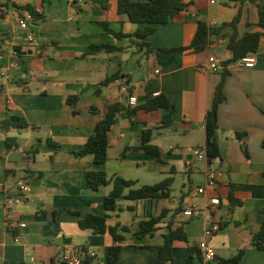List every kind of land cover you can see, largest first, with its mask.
Segmentation results:
<instances>
[{
  "label": "crops",
  "instance_id": "obj_1",
  "mask_svg": "<svg viewBox=\"0 0 264 264\" xmlns=\"http://www.w3.org/2000/svg\"><path fill=\"white\" fill-rule=\"evenodd\" d=\"M186 1V8L171 21L156 26L147 39L152 47L189 45L199 20L218 27L239 16L238 36L262 32L257 26L261 0ZM12 2L32 4L42 17L29 20L28 27L21 29L19 20L28 11L18 10ZM0 4V53L8 50L1 41L3 36L11 39L13 47H20L17 58L0 60V264H59L67 245L81 251L85 248L91 264H106L109 249L116 244L121 247L117 264H156L173 210L180 203L202 206L216 196L221 206L211 216L176 217L174 222L184 223L187 240L175 243V264H203L197 245L211 222H217L220 230L209 241L216 258L208 264H220L241 250L244 253L238 264H264V248L252 245L253 236L264 224V36L253 68L227 63L232 58L227 48L234 33L231 27L211 36L205 51L187 50L159 65L155 56L138 51L128 38L118 39L104 29L102 23L127 34L144 28L120 14L116 0H0ZM103 44L121 50L85 55L91 45ZM209 55L219 58L221 70H207ZM15 59L17 68L6 69ZM223 71L227 72V100L218 111L220 158L210 162L219 173L218 183L205 194H197L195 189L205 182L206 164L196 162L187 167V149L204 147L205 117ZM117 73L118 79L102 85ZM123 85L128 86L127 91ZM160 94L173 105L169 126L162 127L161 121L171 109H139L133 121L117 118L108 135L104 164H96L91 155H75L110 104L139 107ZM70 96H77L78 102L68 104ZM130 96L136 97L135 105L129 104ZM12 116L26 121L28 127L4 128L2 123ZM147 130L160 159L132 149L140 145ZM238 132L244 134L241 140L236 137ZM9 137L16 139V146L6 147ZM87 171L118 175L140 183L137 187L167 177L175 182L177 173H185L189 183L180 184L174 195L173 182L171 196L166 199L122 202L123 211L112 213L107 221L111 227L119 223L129 230L119 227L117 232L124 239L117 243L109 231L95 234L79 226L81 218L105 213L104 199L112 190L111 184L96 191L87 188ZM195 172L201 181L192 177ZM162 174L168 175L161 180ZM24 184L28 191L21 192ZM17 196L21 201L14 220L25 222L23 229L9 225L4 209L6 201ZM132 205L133 211L127 209ZM163 209L170 212L158 230L137 238L134 233L140 222L160 215Z\"/></svg>",
  "mask_w": 264,
  "mask_h": 264
},
{
  "label": "trees",
  "instance_id": "obj_2",
  "mask_svg": "<svg viewBox=\"0 0 264 264\" xmlns=\"http://www.w3.org/2000/svg\"><path fill=\"white\" fill-rule=\"evenodd\" d=\"M10 1V0H8ZM117 11L120 14H126L132 23L138 25H144L143 29H138L132 34L113 31L108 27V24L102 23L104 29L114 37L118 39L128 38L130 44L135 46L138 51L144 52L145 55L155 56L159 65L165 64L174 59L180 53L187 50H192L195 53L205 51L210 44L211 36L220 35L221 31L226 27L234 29V33L230 35L227 48L232 53V58L227 63H236L239 59L255 55L259 49V42L262 36H264V0L258 4V23L257 26L262 32H246L241 36L236 33V25L239 21V16H236L230 23H224L218 27H212L204 20L197 22V30L193 40L187 46L181 47H152L147 39L156 30V26L165 24L171 21L178 13L186 8L188 2L186 0H116ZM12 5L18 10H27L31 13L33 20L41 18L42 15L37 13L32 4L18 5L12 2ZM2 4H0V7ZM20 52V47H14ZM121 47L116 45H91L85 55H94L101 51L108 53L120 51ZM227 72H222V79L215 89V93L211 102V105L206 113L205 117V150L207 155V161L210 163L212 160L220 158L219 149V122L218 111L221 104L227 100L226 93L224 91V84ZM119 74H114L111 77L103 81L102 85H106L116 79ZM98 92V91H97ZM79 98L77 96H70L67 98L68 104H76ZM139 109L145 111H154L158 109H171V111L165 115L161 121L162 127L169 126L172 119L173 105L168 98L163 95L154 96L139 107L123 106L119 103L110 104L105 112L103 119H101L95 126L94 133L89 136L83 147L75 153L77 157H84L91 155L96 164H104L107 161V149H108V135L112 127L115 125L118 117H126L132 119L136 115ZM2 126L4 128H26L28 124L18 116H12L6 119ZM243 133L238 132L236 137L241 140ZM151 131L147 130L143 133L141 143L132 149L144 150L147 153L154 154L157 159H160V152L157 146L150 144ZM264 144V140H263ZM15 138L6 139V147L12 148L16 146ZM247 154V152H246ZM85 185L87 188L96 191L100 187L105 185H112V190L104 199L105 213L103 215L89 214L79 220V226L81 228L92 229L95 234H104L107 231L111 233L115 241L118 243L124 239L123 235L118 234L119 227L122 231H129L127 227L117 224L116 226H109L107 224L108 219L112 213L123 211L122 202H138V201H151L166 199L171 196L172 184L174 182L173 177H167L163 181L154 185H141L135 187L136 181L127 180L118 175L109 176L104 171H87L84 173ZM240 203V202H239ZM183 206L181 203L176 209L173 210V214L167 223V233L164 234V242L159 250V255L156 264H175L173 256L174 245L178 241H186L187 236L184 231L183 222H174L176 217L182 214ZM127 209L133 211L134 206H128ZM170 212L168 209H163L162 213L158 216H149L140 222V228L134 233L137 238H143L145 236L153 235L158 230L159 225L165 220L167 214ZM79 215L77 212H74ZM253 247L257 249L264 248V224L261 226L258 233L253 236ZM120 245L116 244L109 249L108 262L106 264H117L119 258ZM85 257L84 264H91L89 255L86 253L85 248L79 250ZM244 251L241 250L237 255L230 259H223L220 264H238L243 256Z\"/></svg>",
  "mask_w": 264,
  "mask_h": 264
},
{
  "label": "built area",
  "instance_id": "obj_3",
  "mask_svg": "<svg viewBox=\"0 0 264 264\" xmlns=\"http://www.w3.org/2000/svg\"><path fill=\"white\" fill-rule=\"evenodd\" d=\"M210 4H215L217 0H209ZM33 20L31 13L27 12L25 17L19 20V27L21 29H26L28 27V21ZM28 40L31 42L33 37L30 35ZM2 43L8 47L7 51L0 53V60H6L8 57L17 58L19 56V52L13 47L12 41L9 37L3 36L1 39ZM238 68H253L256 64V56L249 55L239 59L236 63ZM18 63L16 59L12 62H8L6 69H15L17 68ZM207 70L216 72L223 68V63L219 60L216 55H209L207 59ZM158 72V71H156ZM4 75V74H3ZM31 76H34V72H30ZM123 90L127 91L128 86L123 85ZM129 104H136V97L130 96ZM187 159L186 166L193 167L196 162H204L206 164L204 169V185L202 187H198L195 189L197 194H205L207 188L214 189L216 184L218 183V171L211 166V163L207 161V155L205 147L195 148L189 147L187 149ZM21 192L28 191V185L24 184L20 186ZM20 196L9 198L5 205L4 209L6 211L7 220L9 225H16L20 229L26 227L25 222H17L14 220V211L16 207L20 204ZM221 206V199L219 197H213L209 200H206L202 206H199L195 203H189L183 206L182 214L187 217H196L200 216L206 218L211 216L214 212H216ZM220 230L219 224L217 222H211L204 229L203 239L198 243V251L202 257L203 264H208L216 258V252L214 248L210 245L209 241L212 236ZM16 240H20V236L16 237ZM85 257L79 249L67 245L61 254V260L59 264H84Z\"/></svg>",
  "mask_w": 264,
  "mask_h": 264
},
{
  "label": "rangeland",
  "instance_id": "obj_4",
  "mask_svg": "<svg viewBox=\"0 0 264 264\" xmlns=\"http://www.w3.org/2000/svg\"><path fill=\"white\" fill-rule=\"evenodd\" d=\"M18 1H21V0H18ZM166 175H168V174L160 175V179L163 180L166 177ZM131 177H133V176H131ZM192 177L198 182L201 181V176L198 172L193 173ZM147 181H150L149 183H155V182H153V180H147ZM188 183H189L188 182V176L185 173H177L176 178H175V182L173 185V194L176 195L179 193L180 188H181L180 184H188ZM137 184H140V183H137ZM135 187H137V186H135Z\"/></svg>",
  "mask_w": 264,
  "mask_h": 264
},
{
  "label": "water",
  "instance_id": "obj_5",
  "mask_svg": "<svg viewBox=\"0 0 264 264\" xmlns=\"http://www.w3.org/2000/svg\"><path fill=\"white\" fill-rule=\"evenodd\" d=\"M31 53V52H30ZM222 132L225 134V135H227L228 134V132H225V130H222ZM232 135V134H231Z\"/></svg>",
  "mask_w": 264,
  "mask_h": 264
}]
</instances>
